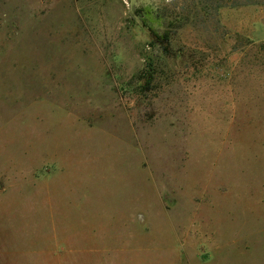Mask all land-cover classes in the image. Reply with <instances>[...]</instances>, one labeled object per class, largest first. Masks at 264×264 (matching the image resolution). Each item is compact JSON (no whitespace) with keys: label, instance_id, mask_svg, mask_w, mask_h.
I'll list each match as a JSON object with an SVG mask.
<instances>
[{"label":"rangeland","instance_id":"1","mask_svg":"<svg viewBox=\"0 0 264 264\" xmlns=\"http://www.w3.org/2000/svg\"><path fill=\"white\" fill-rule=\"evenodd\" d=\"M263 37L264 0H0V264H264Z\"/></svg>","mask_w":264,"mask_h":264},{"label":"trees","instance_id":"2","mask_svg":"<svg viewBox=\"0 0 264 264\" xmlns=\"http://www.w3.org/2000/svg\"><path fill=\"white\" fill-rule=\"evenodd\" d=\"M147 69L142 72L141 78L143 79V89L150 90L151 82L153 79V62L150 58H147Z\"/></svg>","mask_w":264,"mask_h":264},{"label":"crops","instance_id":"3","mask_svg":"<svg viewBox=\"0 0 264 264\" xmlns=\"http://www.w3.org/2000/svg\"><path fill=\"white\" fill-rule=\"evenodd\" d=\"M259 28H257V30L255 31V33H256V36H259L260 34H261V32H259V30H258ZM259 32V33H258ZM262 38V37H261ZM264 38V37H263Z\"/></svg>","mask_w":264,"mask_h":264}]
</instances>
